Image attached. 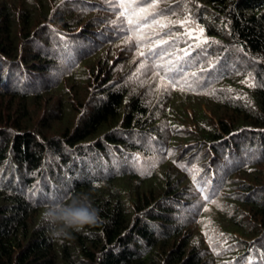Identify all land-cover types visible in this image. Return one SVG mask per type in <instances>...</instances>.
<instances>
[{"label":"trees","instance_id":"trees-1","mask_svg":"<svg viewBox=\"0 0 264 264\" xmlns=\"http://www.w3.org/2000/svg\"><path fill=\"white\" fill-rule=\"evenodd\" d=\"M157 8L134 47L110 0H0V264L261 260L264 0ZM81 193L104 223L52 242L41 211Z\"/></svg>","mask_w":264,"mask_h":264},{"label":"snow or ice","instance_id":"snow-or-ice-1","mask_svg":"<svg viewBox=\"0 0 264 264\" xmlns=\"http://www.w3.org/2000/svg\"><path fill=\"white\" fill-rule=\"evenodd\" d=\"M157 3L158 0H152V2H149V0H138V2L137 0H110V5L114 6L118 13V20H120L124 25L122 30L130 33L128 36V43L133 44L134 47L139 46L140 41L144 39V37L139 33L141 29L147 28L149 26L148 23L145 22L148 21L150 17L152 18V24L159 25L160 27L168 26L167 23H162V21L166 18L163 15V11L157 8ZM113 23H116V21H113ZM134 25L137 26L135 29L133 28ZM199 32L200 36H203L204 29L200 28ZM188 34L192 35V32L190 31ZM168 43V41L158 42L157 47L159 50L156 48H151L149 49L148 55L157 58L162 57L167 49L160 47V45H167ZM207 43L208 39L204 38L199 40L196 47L199 48L201 44ZM138 55L144 57L146 56V53L141 51L138 53ZM190 55L191 54L189 52L185 51L184 56L176 57L174 60L170 59L162 65L157 63L155 60L153 61L151 68L159 69L164 72V76L161 77V80H165V78H167L165 91L168 90L167 85H171L173 88H175L176 84L179 83L181 79L184 80L185 84H187L189 88L193 86L192 83L188 82V72L186 71L187 66L193 62L191 59H185V57ZM140 67L146 68L148 65L146 62H142ZM156 75H159V71L156 72ZM191 75L196 77L198 74L192 73ZM204 183L206 184L207 181ZM204 199L209 200V197L205 196ZM261 257V260L255 262V264H264V253L261 254Z\"/></svg>","mask_w":264,"mask_h":264},{"label":"clouds","instance_id":"clouds-1","mask_svg":"<svg viewBox=\"0 0 264 264\" xmlns=\"http://www.w3.org/2000/svg\"><path fill=\"white\" fill-rule=\"evenodd\" d=\"M97 208L88 194L73 195L66 201H52L41 211V219L49 232L50 240L64 244L73 239V232H80L85 226L103 224Z\"/></svg>","mask_w":264,"mask_h":264}]
</instances>
